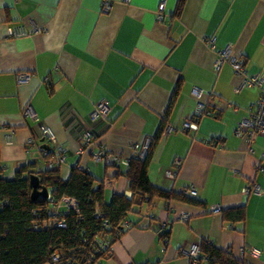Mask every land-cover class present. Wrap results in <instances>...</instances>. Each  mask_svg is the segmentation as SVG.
I'll return each mask as SVG.
<instances>
[{"label":"crops","instance_id":"0c3cea01","mask_svg":"<svg viewBox=\"0 0 264 264\" xmlns=\"http://www.w3.org/2000/svg\"><path fill=\"white\" fill-rule=\"evenodd\" d=\"M105 1L112 3L108 12ZM178 3L0 0V177L13 179L29 163L48 167L40 132L45 124L57 139L51 149L62 148L66 156L63 179L79 166L103 186L106 203L114 193L130 199L129 180L94 154L105 149L125 169L133 145L174 127L154 144L150 180L169 191L194 187L191 196L202 206L158 201L135 207L104 264H191L188 251L203 241L247 264H264V172L257 169L264 137L251 154L236 133L260 90L242 88L230 62L217 67L219 52L231 45L249 76L264 74V0H185L179 15ZM18 27L27 35L10 36ZM104 102L107 116L93 123L91 113ZM28 106L37 119L24 114ZM200 106L205 113L197 129L183 131ZM87 132L95 138L80 155ZM171 170L175 179L167 176ZM255 185L261 194L245 191ZM238 207L246 208V220L226 222L222 211ZM158 230L169 232L168 240Z\"/></svg>","mask_w":264,"mask_h":264},{"label":"trees","instance_id":"16d2710c","mask_svg":"<svg viewBox=\"0 0 264 264\" xmlns=\"http://www.w3.org/2000/svg\"><path fill=\"white\" fill-rule=\"evenodd\" d=\"M184 2L179 0L178 15ZM162 131L163 128L151 139L150 152L144 160L132 157L124 165L125 169L113 163L118 175L129 180L130 199L114 193L110 203H106L103 186L97 188V179L79 166L72 169L67 179L62 178L59 167L36 170V162L21 166L13 179L0 177V264H53L55 254L61 257L60 264H104L112 255L113 245L124 233L129 215L138 212L135 207L152 208L158 201L168 205L182 202L202 206L191 195L165 190L150 180L152 150ZM45 157L49 161L52 155ZM32 174L43 176L50 198L33 200ZM64 197L76 199L79 207L78 212H62L66 226L61 228L50 211L53 202H60ZM246 213L245 207L222 211L223 219L230 224L244 222ZM158 232L163 241L168 240L169 232ZM199 246L200 254L196 259L190 258L191 264H247L237 259L231 250H221L211 241H203Z\"/></svg>","mask_w":264,"mask_h":264},{"label":"built area","instance_id":"2783aa9c","mask_svg":"<svg viewBox=\"0 0 264 264\" xmlns=\"http://www.w3.org/2000/svg\"><path fill=\"white\" fill-rule=\"evenodd\" d=\"M124 3H128L130 0H121ZM112 3L110 1H105L103 9L108 12L111 9ZM166 3L162 2L159 6L158 10V20L160 22L164 21V11H165ZM10 36L13 37H21L27 35V31L24 29V27H18V28H12L9 31ZM225 61L230 62L232 65L235 74L239 76L242 80L241 87H248V88H259L260 93L258 96V99L254 105L251 106V108L248 111V115L238 124L236 133L239 137L243 138L247 142V147L249 150V153L254 154L253 145L258 141L260 137H264V74H255L249 76L245 69V61L241 58L236 57L232 52V46H227L224 50L219 52V60L217 61V67H220L221 64ZM29 79V77H27ZM201 92V91H200ZM198 95L199 92L196 91ZM109 112V106L107 103H99L95 110L91 113V121L93 123H97L99 120H101L103 117L107 116ZM205 113V110L203 107H199L198 109V117L203 116ZM24 114L26 116H31L34 119H37L36 114L34 113L32 107L28 106ZM197 129V122L195 120L189 119L183 124V131H192ZM40 132L42 139L45 140L44 144H48L51 147L57 145V139L56 135L52 131L50 127H48L45 124L40 125ZM175 132L174 127L167 126L163 128L162 133L165 135H169L171 133ZM95 138V135H93L91 132H87L83 136V147L80 149V155H82L85 150H87L88 147L92 146L93 139ZM33 144V142H30ZM151 148V140H147L146 142L142 144H135L131 147L132 151V157L138 158L140 160H144ZM42 151H44L46 154H51L52 158L48 161L47 165L51 168H57L62 166L66 162V156L62 148L57 147L55 150L45 151L42 148ZM94 159L96 162L105 161L108 163H121L120 157L118 156H112L108 152H106L105 149H102L98 153L94 154ZM129 160H125L123 163L124 165H127ZM181 165L180 161H176L174 164V168H179ZM257 169L259 171L264 172V153H263V160L257 162ZM177 171L171 170L167 172V176L170 179L176 178ZM108 183V182H107ZM111 187H114L112 185V182L110 183ZM247 192H253L257 194H261L260 187L255 185L252 188L245 189ZM182 193L186 195H195L196 189L194 187L189 188H183L181 189ZM50 198V195L49 197ZM79 202L70 197H64L62 201L60 202H53L51 205V215L54 217V221L58 227H65L66 222L63 219V211L66 214H69L70 211H77L78 212ZM211 212H219L220 208L218 207H211L209 209ZM188 218L187 214H184L182 216V219L185 220ZM124 226H127V222H125ZM106 247V245H104ZM113 251V249H112ZM200 254V246L194 245L191 247V249L188 251V255L192 259H196ZM251 254L254 256H259L260 252L256 249L251 250ZM53 264H60L61 257L58 254L53 255L52 257Z\"/></svg>","mask_w":264,"mask_h":264},{"label":"water","instance_id":"95a60500","mask_svg":"<svg viewBox=\"0 0 264 264\" xmlns=\"http://www.w3.org/2000/svg\"><path fill=\"white\" fill-rule=\"evenodd\" d=\"M45 140L42 139V143H44ZM43 150L50 151L51 147L48 144H44ZM30 187L32 189V198L33 200H37L39 198H45L48 199L50 192L48 188L43 184V176L41 174H32L30 176Z\"/></svg>","mask_w":264,"mask_h":264},{"label":"rangeland","instance_id":"374dc122","mask_svg":"<svg viewBox=\"0 0 264 264\" xmlns=\"http://www.w3.org/2000/svg\"><path fill=\"white\" fill-rule=\"evenodd\" d=\"M136 210V209H135ZM133 214H131V216H132ZM130 220H131V218H130Z\"/></svg>","mask_w":264,"mask_h":264}]
</instances>
